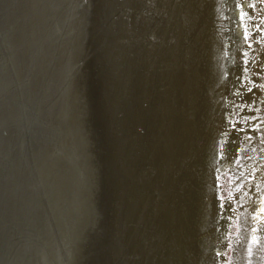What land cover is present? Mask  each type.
<instances>
[{
	"label": "bare ground",
	"instance_id": "bare-ground-1",
	"mask_svg": "<svg viewBox=\"0 0 264 264\" xmlns=\"http://www.w3.org/2000/svg\"><path fill=\"white\" fill-rule=\"evenodd\" d=\"M75 2L85 10L86 24L80 31L76 19L68 53L86 44L85 60L75 61L71 75L80 77L88 182L92 171L87 190L95 200L89 203L77 179L75 231L61 237L52 264H219L224 223H232L235 215H220L215 173L228 161L222 159L220 141L225 113L236 99L233 74L240 73L247 46L240 9L235 0ZM261 9L258 4L246 12L256 21ZM253 43L248 78L262 84L257 73L264 63V41ZM261 94L264 101V91L254 88L245 100ZM111 135L118 143L122 184L115 180L118 167L111 175ZM109 176L107 190L115 189L121 215L115 216L118 250L111 263L109 251L99 260L111 235L109 228L106 238L110 196L103 191ZM257 203L249 201L256 222L262 213ZM91 231L97 243L86 247ZM45 252L41 249L40 257ZM40 262L47 264L45 257Z\"/></svg>",
	"mask_w": 264,
	"mask_h": 264
},
{
	"label": "water",
	"instance_id": "water-1",
	"mask_svg": "<svg viewBox=\"0 0 264 264\" xmlns=\"http://www.w3.org/2000/svg\"><path fill=\"white\" fill-rule=\"evenodd\" d=\"M76 19L84 32L86 12L75 0H0V264H40L41 257L52 264L61 237L75 231L77 179L85 194L92 181L84 159L80 77L71 75L75 61L85 60L86 44L68 53ZM108 138L111 175L118 167L115 180L122 184L118 143ZM109 181L103 191L110 196L106 238L109 228L111 235L99 260L109 251L111 263L118 250L115 216L121 215ZM88 199L95 200L89 193ZM89 235L86 247L97 243L94 232Z\"/></svg>",
	"mask_w": 264,
	"mask_h": 264
},
{
	"label": "rangeland",
	"instance_id": "rangeland-1",
	"mask_svg": "<svg viewBox=\"0 0 264 264\" xmlns=\"http://www.w3.org/2000/svg\"><path fill=\"white\" fill-rule=\"evenodd\" d=\"M262 7L264 9V5H262ZM248 9L250 8L248 7ZM260 20H264V10L257 15L256 21L259 22ZM244 23L248 25L250 34L254 36L255 30L249 26V21L246 19ZM262 27H264V25H262ZM248 43H252V48L246 46L244 51H247L249 55L243 59H247L251 62V58L252 56L254 57L255 54V45L251 40H249L247 44ZM241 92H244L245 95L243 97L236 95L234 101L235 104H242L245 101L248 94L246 88H243ZM262 96L263 95L261 94L251 98L255 100V108H258L259 111L237 109L234 108L233 103L230 112L235 113V115L230 116L229 118L239 121L240 123L238 126H243L245 129L251 127L252 124H260L261 121L259 119L252 121L251 124H246L242 117L245 115L249 117H264ZM248 134L253 135L254 138L240 144V147L244 149V151L240 153V164L237 165L234 162L224 161L221 166L218 167L217 173H215V177L220 178L218 181L220 185L218 188L219 196L227 198V193L231 191L232 196L234 197L232 205L235 208L233 222L229 225L224 223V231L222 232L225 242H222V248L217 249V252L223 256V259L219 264H264V212L261 211V209H264V143H261V139L264 138V136H262L261 133ZM223 139H225L224 136ZM253 149H255V151H253ZM258 166L261 167L260 177L255 181L256 174L258 173ZM241 173H243L244 177L247 179L241 178ZM237 184L244 185L241 193L235 192ZM257 184L260 185L259 189L255 188V185ZM251 188L252 191L249 193V196L244 198L242 193L249 191ZM254 194L256 195L254 196ZM259 195L261 197L260 199H258ZM236 198H240L239 203ZM250 199H252L253 203L258 200L257 207L262 212L258 221L262 222L259 225L263 224L261 230L260 227L256 225L258 222L252 217L255 211V206L253 209L250 207ZM253 237H255V241L253 240Z\"/></svg>",
	"mask_w": 264,
	"mask_h": 264
},
{
	"label": "snow or ice",
	"instance_id": "snow-or-ice-1",
	"mask_svg": "<svg viewBox=\"0 0 264 264\" xmlns=\"http://www.w3.org/2000/svg\"><path fill=\"white\" fill-rule=\"evenodd\" d=\"M221 2H223V0H221ZM247 2L248 3V7L256 10L257 5H264V0H235V6L237 9H240V14H239V21L241 22L239 26L243 27V40L245 42H248L249 40H253V42L255 43H261V41H264V27H262V25H264V20H260L259 22L255 21V19L246 11L243 10V3ZM264 10V9H261ZM247 20H252L253 24L252 27L255 28L256 30V34L258 36H253L250 34V30L249 27L246 23H244ZM248 48H252V43H248L247 44ZM249 55V53L247 51L243 52V56L247 57ZM250 61L245 59L242 61V67L240 69V73L239 74H233L234 75V80L238 83H234L233 87L236 88V92L234 93L235 95L241 96L243 97L245 95L244 92L240 91V88H246V92L247 93H253L254 88L260 89L262 91H264V83L262 84H258L256 83L254 80L249 79L248 78V74L251 71L250 68ZM260 73H264V63H262L259 67V71L257 73V75L259 76L260 79H264V75H260ZM245 79L248 80L247 85H245L244 81ZM234 103V102H233ZM262 103H264V101H262ZM234 108L237 109H246L247 111H259L258 108H255V100L251 99V100H245L242 104H235L234 103ZM235 115V113L233 112H227L225 113V126L224 129L222 131L223 136L226 139H223L220 141V145H221V149L225 150L222 151V159L224 160H228L230 162H234L235 164L239 165L240 164V153L242 151H244V149H242L240 147V144H242L245 141H250L252 140L254 137L253 135H249L248 133H261L262 136H264V117H249V116H243L242 119L244 121V123L246 124H251L252 121H255L257 119H259L261 121L260 124H252L251 127L245 129L243 126H238L239 125V121H235L233 119H230V116ZM243 134V135H241ZM261 143H264V138L261 139ZM231 144L232 147L231 148H227V145ZM253 151H255V149H253ZM231 153V155H229L228 153ZM218 171V169H217ZM241 178L247 179L246 177H244L243 173L240 174ZM219 177H216V187L219 188L220 185L218 183L219 181ZM250 182V181H249ZM244 185L243 184H237L236 188H235V192L237 193H241L242 189H243ZM256 189L260 188V185L257 184L255 185ZM252 191V189H249V191L243 192L242 196L244 198H247L249 196V193ZM233 196H232V192L229 191L227 193V198H225L224 196H219V209L220 211V215L223 216L225 212L227 211H235L234 206L232 205V200H233ZM237 202H240V198H236ZM262 212H264V209H261ZM253 240L255 241V237H253ZM217 255H220V253H217Z\"/></svg>",
	"mask_w": 264,
	"mask_h": 264
}]
</instances>
